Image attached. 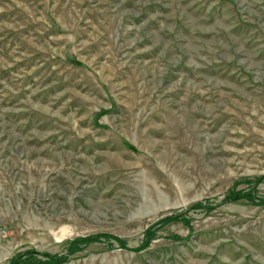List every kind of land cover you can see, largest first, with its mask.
I'll return each instance as SVG.
<instances>
[{"label":"rangeland","instance_id":"374dc122","mask_svg":"<svg viewBox=\"0 0 264 264\" xmlns=\"http://www.w3.org/2000/svg\"><path fill=\"white\" fill-rule=\"evenodd\" d=\"M53 259L264 264V0H0V264Z\"/></svg>","mask_w":264,"mask_h":264},{"label":"trees","instance_id":"16d2710c","mask_svg":"<svg viewBox=\"0 0 264 264\" xmlns=\"http://www.w3.org/2000/svg\"><path fill=\"white\" fill-rule=\"evenodd\" d=\"M143 249H146L145 247H143ZM142 249V250H143ZM60 262V261H59ZM58 261H57V259H53V262H52V264H57V263H59Z\"/></svg>","mask_w":264,"mask_h":264}]
</instances>
